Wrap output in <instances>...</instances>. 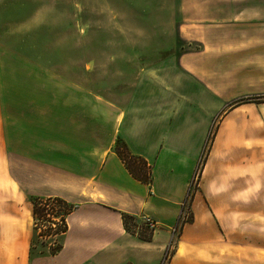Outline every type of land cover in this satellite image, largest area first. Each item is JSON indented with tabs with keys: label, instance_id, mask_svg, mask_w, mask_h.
I'll list each match as a JSON object with an SVG mask.
<instances>
[{
	"label": "crops",
	"instance_id": "crops-1",
	"mask_svg": "<svg viewBox=\"0 0 264 264\" xmlns=\"http://www.w3.org/2000/svg\"><path fill=\"white\" fill-rule=\"evenodd\" d=\"M240 1L195 10L198 48L137 73L125 105L36 60L2 59L0 264H264V177L234 142L249 133L245 113H264V0ZM220 113L191 220L174 237ZM118 139L151 165L150 184L126 169ZM33 197L74 206L55 252L33 249ZM123 213L154 219L151 239L127 231Z\"/></svg>",
	"mask_w": 264,
	"mask_h": 264
},
{
	"label": "rangeland",
	"instance_id": "rangeland-1",
	"mask_svg": "<svg viewBox=\"0 0 264 264\" xmlns=\"http://www.w3.org/2000/svg\"><path fill=\"white\" fill-rule=\"evenodd\" d=\"M218 1L225 0H0V46L9 51L0 57V63L3 59L19 64L20 56L36 60L67 78L83 81L94 92L105 90L107 97L125 105L137 73L198 48L194 29L200 26L196 25L195 10L204 11L206 5L203 15L209 17L222 9L216 5ZM234 4V11L239 10L241 1ZM4 75L10 76V72ZM245 114L251 116L249 133L245 134L246 141L234 138L235 148L249 145L250 174L258 172L264 177V159L260 157L264 156V134H256L259 139L252 134L264 125V113ZM222 115L213 117L210 124L201 160L182 204L179 226L172 230L174 237L191 220L190 202ZM49 204L43 216L32 219L36 233L33 249L37 252L53 251L60 245V236L54 233L61 225L58 205ZM143 217L149 216L137 219L145 224Z\"/></svg>",
	"mask_w": 264,
	"mask_h": 264
},
{
	"label": "trees",
	"instance_id": "trees-1",
	"mask_svg": "<svg viewBox=\"0 0 264 264\" xmlns=\"http://www.w3.org/2000/svg\"><path fill=\"white\" fill-rule=\"evenodd\" d=\"M115 152L124 163L126 169L135 179L146 184L151 183V165L148 164L142 157L131 154L127 145L121 139H118L116 142ZM31 201L33 205V217L43 216L45 211H47V207H50L49 203L53 202L58 205L57 210L59 213L57 216H60L61 225L54 230V233L57 236H61L67 228L65 218L73 210L74 206L58 197H33ZM122 220L127 231L136 234L144 241H149L151 239L152 230L147 225L140 222L136 216L123 213ZM137 227L139 228L138 232H136ZM60 246L61 245L51 252L57 251Z\"/></svg>",
	"mask_w": 264,
	"mask_h": 264
},
{
	"label": "built area",
	"instance_id": "built-area-1",
	"mask_svg": "<svg viewBox=\"0 0 264 264\" xmlns=\"http://www.w3.org/2000/svg\"><path fill=\"white\" fill-rule=\"evenodd\" d=\"M144 218V222L145 224L150 228L153 229L156 225H155V221L149 217H143Z\"/></svg>",
	"mask_w": 264,
	"mask_h": 264
}]
</instances>
